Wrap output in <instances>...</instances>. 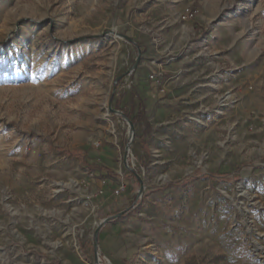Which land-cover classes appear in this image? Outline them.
Instances as JSON below:
<instances>
[{"label": "rangeland", "instance_id": "1", "mask_svg": "<svg viewBox=\"0 0 264 264\" xmlns=\"http://www.w3.org/2000/svg\"><path fill=\"white\" fill-rule=\"evenodd\" d=\"M0 264H264V0H0Z\"/></svg>", "mask_w": 264, "mask_h": 264}, {"label": "trees", "instance_id": "2", "mask_svg": "<svg viewBox=\"0 0 264 264\" xmlns=\"http://www.w3.org/2000/svg\"><path fill=\"white\" fill-rule=\"evenodd\" d=\"M124 114L133 122V123H136V121H138L140 119V116H141V113H139L137 116H131V114L127 111H123ZM59 150H62L61 148H59ZM98 169H104V167L102 166H97ZM108 173H113V171L111 170H108Z\"/></svg>", "mask_w": 264, "mask_h": 264}, {"label": "water", "instance_id": "3", "mask_svg": "<svg viewBox=\"0 0 264 264\" xmlns=\"http://www.w3.org/2000/svg\"><path fill=\"white\" fill-rule=\"evenodd\" d=\"M125 118H127V116L124 114V113H121ZM130 125H131V129L133 130L134 129V123L130 120L129 121ZM127 158V156L125 157Z\"/></svg>", "mask_w": 264, "mask_h": 264}, {"label": "built area", "instance_id": "4", "mask_svg": "<svg viewBox=\"0 0 264 264\" xmlns=\"http://www.w3.org/2000/svg\"><path fill=\"white\" fill-rule=\"evenodd\" d=\"M117 191H119V190H117ZM97 256H98V259L101 261V258H100V256H99V253H97Z\"/></svg>", "mask_w": 264, "mask_h": 264}]
</instances>
